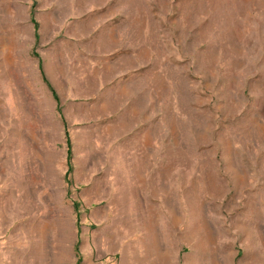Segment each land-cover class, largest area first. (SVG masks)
I'll return each instance as SVG.
<instances>
[{"label": "rangeland", "instance_id": "374dc122", "mask_svg": "<svg viewBox=\"0 0 264 264\" xmlns=\"http://www.w3.org/2000/svg\"><path fill=\"white\" fill-rule=\"evenodd\" d=\"M0 264H264V0H0Z\"/></svg>", "mask_w": 264, "mask_h": 264}, {"label": "trees", "instance_id": "16d2710c", "mask_svg": "<svg viewBox=\"0 0 264 264\" xmlns=\"http://www.w3.org/2000/svg\"><path fill=\"white\" fill-rule=\"evenodd\" d=\"M55 96H57V94H55ZM69 147H70V142H69Z\"/></svg>", "mask_w": 264, "mask_h": 264}]
</instances>
